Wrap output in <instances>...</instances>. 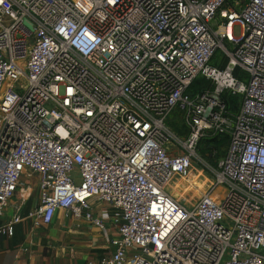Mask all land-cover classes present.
<instances>
[{
  "label": "built area",
  "instance_id": "1",
  "mask_svg": "<svg viewBox=\"0 0 264 264\" xmlns=\"http://www.w3.org/2000/svg\"><path fill=\"white\" fill-rule=\"evenodd\" d=\"M199 75L215 88L192 96ZM212 132L230 135L217 168L196 149ZM194 162L213 181L188 207L168 188ZM58 212L117 227L87 264H264V0H0V239Z\"/></svg>",
  "mask_w": 264,
  "mask_h": 264
},
{
  "label": "crops",
  "instance_id": "2",
  "mask_svg": "<svg viewBox=\"0 0 264 264\" xmlns=\"http://www.w3.org/2000/svg\"><path fill=\"white\" fill-rule=\"evenodd\" d=\"M18 192L13 198L15 204H25L31 197L32 187ZM98 206L96 210L101 213ZM108 216L103 215L106 232L84 219L65 218L62 212L48 226L33 230L30 220L26 219L17 225L12 238L0 239V264H87V259L108 252L118 234Z\"/></svg>",
  "mask_w": 264,
  "mask_h": 264
},
{
  "label": "trees",
  "instance_id": "3",
  "mask_svg": "<svg viewBox=\"0 0 264 264\" xmlns=\"http://www.w3.org/2000/svg\"><path fill=\"white\" fill-rule=\"evenodd\" d=\"M229 58L223 57L221 52L218 51L211 59V64L225 68L228 64ZM243 74L247 77V73L236 67L234 70V75L239 76ZM214 89L215 86L212 85L211 81L205 76H197L191 85L189 86L187 92L188 94L195 96L198 92H202L205 89ZM222 98L226 103L227 110L230 114L235 115L241 107L244 96L240 93H233L230 90H225L222 94ZM167 124L179 135H187L188 129L184 125L181 119V114L174 111L172 115L168 118ZM230 141V135L227 133H207L200 138L197 144V153L201 155L211 166L217 168L220 159H222L226 154V149ZM194 173V172H193ZM37 197H30L22 208V215H26L34 207V203Z\"/></svg>",
  "mask_w": 264,
  "mask_h": 264
},
{
  "label": "rangeland",
  "instance_id": "4",
  "mask_svg": "<svg viewBox=\"0 0 264 264\" xmlns=\"http://www.w3.org/2000/svg\"><path fill=\"white\" fill-rule=\"evenodd\" d=\"M234 32L236 36H240L242 32L241 26L236 25L234 27ZM192 169L194 173L192 172L193 174L190 176L188 180H184L175 176L171 180L168 188L170 193L175 197V199L184 203L188 207H192L200 197V193L194 189V186L196 185L192 186V184H198L199 186L202 185V187H205L208 183L213 181L212 174L210 173V171L206 170L202 164H197L196 162H194L192 165ZM30 182L32 187L31 197L32 196L37 197L38 195L37 178L26 177V179L23 182L24 188H26V184H29ZM18 193L20 194V192ZM11 203H16V202L13 199ZM98 208H99L98 209L99 212L108 213L107 207L104 206L103 204L99 205ZM13 213H14V209L12 206L5 208L6 215L11 216ZM59 214L61 215V213Z\"/></svg>",
  "mask_w": 264,
  "mask_h": 264
},
{
  "label": "bare ground",
  "instance_id": "5",
  "mask_svg": "<svg viewBox=\"0 0 264 264\" xmlns=\"http://www.w3.org/2000/svg\"><path fill=\"white\" fill-rule=\"evenodd\" d=\"M194 189H195L196 191H199V188H198L197 186H194Z\"/></svg>",
  "mask_w": 264,
  "mask_h": 264
},
{
  "label": "water",
  "instance_id": "6",
  "mask_svg": "<svg viewBox=\"0 0 264 264\" xmlns=\"http://www.w3.org/2000/svg\"><path fill=\"white\" fill-rule=\"evenodd\" d=\"M208 112H209V110H208ZM208 112H207V114H208Z\"/></svg>",
  "mask_w": 264,
  "mask_h": 264
}]
</instances>
